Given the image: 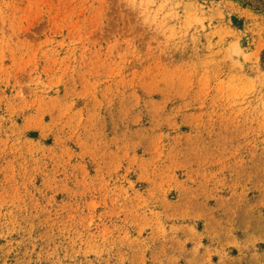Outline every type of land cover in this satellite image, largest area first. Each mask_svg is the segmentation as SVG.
Segmentation results:
<instances>
[{
  "label": "rangeland",
  "instance_id": "374dc122",
  "mask_svg": "<svg viewBox=\"0 0 264 264\" xmlns=\"http://www.w3.org/2000/svg\"><path fill=\"white\" fill-rule=\"evenodd\" d=\"M0 264H264V0H0Z\"/></svg>",
  "mask_w": 264,
  "mask_h": 264
}]
</instances>
